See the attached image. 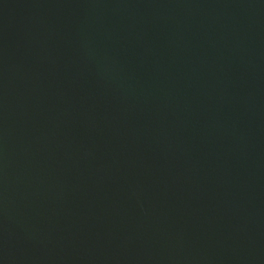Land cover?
I'll use <instances>...</instances> for the list:
<instances>
[{"label":"water","instance_id":"obj_1","mask_svg":"<svg viewBox=\"0 0 264 264\" xmlns=\"http://www.w3.org/2000/svg\"><path fill=\"white\" fill-rule=\"evenodd\" d=\"M0 264H264V0H0Z\"/></svg>","mask_w":264,"mask_h":264}]
</instances>
